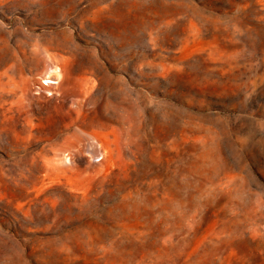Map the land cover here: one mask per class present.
<instances>
[{
  "label": "rangeland",
  "instance_id": "obj_1",
  "mask_svg": "<svg viewBox=\"0 0 264 264\" xmlns=\"http://www.w3.org/2000/svg\"><path fill=\"white\" fill-rule=\"evenodd\" d=\"M0 264H264V0H0Z\"/></svg>",
  "mask_w": 264,
  "mask_h": 264
},
{
  "label": "bare ground",
  "instance_id": "obj_2",
  "mask_svg": "<svg viewBox=\"0 0 264 264\" xmlns=\"http://www.w3.org/2000/svg\"><path fill=\"white\" fill-rule=\"evenodd\" d=\"M55 71V70H54ZM49 77V75H47L46 77H45V81H44V83H47V82H54V80H51L50 78H48Z\"/></svg>",
  "mask_w": 264,
  "mask_h": 264
}]
</instances>
